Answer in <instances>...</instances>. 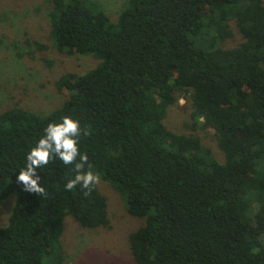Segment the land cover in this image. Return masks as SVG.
<instances>
[{"label": "trees", "instance_id": "1", "mask_svg": "<svg viewBox=\"0 0 264 264\" xmlns=\"http://www.w3.org/2000/svg\"><path fill=\"white\" fill-rule=\"evenodd\" d=\"M47 16L59 53L99 63L64 74L66 99L47 114L0 112V203L16 193L0 264H60L67 216L85 229L109 223L97 186L65 191L75 173L58 159L38 169L43 195L16 183L47 124L64 116L91 129L80 151L143 220L128 235L135 264H264L263 0H128L116 24L91 1L50 0ZM231 22L241 41L227 48ZM181 99L192 126L213 131L223 163L164 124Z\"/></svg>", "mask_w": 264, "mask_h": 264}, {"label": "rangeland", "instance_id": "2", "mask_svg": "<svg viewBox=\"0 0 264 264\" xmlns=\"http://www.w3.org/2000/svg\"><path fill=\"white\" fill-rule=\"evenodd\" d=\"M49 1L0 0V112L19 107L38 115L47 114L66 99V93L57 89V82L64 74L82 75L99 63L90 56L62 54L55 49L47 16ZM87 1L102 10L112 24H116L128 2ZM230 26L233 36L223 43L227 48L241 41L234 23ZM190 112L188 102L181 99L169 108L164 124L176 134L199 138L215 160L223 163L213 131L194 128ZM97 188L106 199L109 223L106 227L85 229L67 216L60 238V264H135L128 235L140 227L143 220L126 213L122 197L110 184L101 180ZM15 199L16 193H13L0 203V228L7 224ZM42 264H47L45 258Z\"/></svg>", "mask_w": 264, "mask_h": 264}, {"label": "clouds", "instance_id": "3", "mask_svg": "<svg viewBox=\"0 0 264 264\" xmlns=\"http://www.w3.org/2000/svg\"><path fill=\"white\" fill-rule=\"evenodd\" d=\"M91 129H82L79 119L64 116L61 122H50L44 134L26 155L25 166L19 170L16 183L23 185L24 191L43 195L38 169L46 167L55 160L65 166H72L74 177L65 184V191H72L79 186L85 195H89L101 183L100 173L93 170L87 153L80 151L81 138L90 136Z\"/></svg>", "mask_w": 264, "mask_h": 264}]
</instances>
